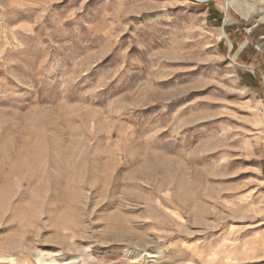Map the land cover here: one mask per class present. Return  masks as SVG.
Returning <instances> with one entry per match:
<instances>
[{
	"label": "rangeland",
	"instance_id": "1",
	"mask_svg": "<svg viewBox=\"0 0 264 264\" xmlns=\"http://www.w3.org/2000/svg\"><path fill=\"white\" fill-rule=\"evenodd\" d=\"M238 1L0 0V264H264V9Z\"/></svg>",
	"mask_w": 264,
	"mask_h": 264
},
{
	"label": "bare ground",
	"instance_id": "2",
	"mask_svg": "<svg viewBox=\"0 0 264 264\" xmlns=\"http://www.w3.org/2000/svg\"><path fill=\"white\" fill-rule=\"evenodd\" d=\"M241 1H242V0H241ZM241 1H240V0L238 1V5H241V4H242ZM245 1H247V2H250V1H251V2H253V5H254V1H255V0H245ZM260 2H261L260 4L262 5V7H263V9H264V0H262V1L260 0ZM244 3H245V2H244ZM262 20H264V17H263Z\"/></svg>",
	"mask_w": 264,
	"mask_h": 264
}]
</instances>
